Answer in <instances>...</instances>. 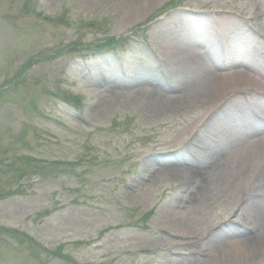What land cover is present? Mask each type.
Listing matches in <instances>:
<instances>
[{
  "label": "rangeland",
  "instance_id": "374dc122",
  "mask_svg": "<svg viewBox=\"0 0 264 264\" xmlns=\"http://www.w3.org/2000/svg\"><path fill=\"white\" fill-rule=\"evenodd\" d=\"M216 22L244 49L224 70L199 39ZM237 71L241 89L216 88ZM15 79L0 95V264H264V139L230 156L240 124L216 113L262 108L264 0H0V88ZM217 158L222 181L196 203L190 173ZM231 221L257 228L258 255L222 256Z\"/></svg>",
  "mask_w": 264,
  "mask_h": 264
},
{
  "label": "bare ground",
  "instance_id": "6f19581e",
  "mask_svg": "<svg viewBox=\"0 0 264 264\" xmlns=\"http://www.w3.org/2000/svg\"><path fill=\"white\" fill-rule=\"evenodd\" d=\"M203 40H206V38H203ZM209 43V42H207ZM212 58L215 59V56L218 58V54L214 55V54H210ZM222 53L219 54V56H221ZM217 67H219L221 64L217 63ZM203 73V72H201ZM204 74L206 75L207 73L204 72ZM214 80L216 83V88L218 87H227L229 85L235 86V88L233 89H241L242 85H245L247 82L250 81V79L245 76L242 73H239V71H237L235 74H232L230 76H222V75H218L216 77H214ZM156 81V80H155ZM160 84V87L159 85ZM152 87L154 88V93L160 98V108H162L163 106H167L168 104L166 102H164L162 100L161 97H163L162 95L159 94L160 90H158L159 92L155 91L157 90L156 88H160L161 90H164V92H166L165 90L170 89L169 87H167L165 89V84L162 83L161 81H157V82H152ZM220 91V89H218ZM217 91V92H219ZM153 93V95H154ZM223 93V92H222ZM221 96V95H220ZM158 101V100H157ZM262 153V152H260ZM259 156V155H258ZM248 157H246L244 160H247ZM219 168V169H218ZM216 169L223 170V164H221L220 160L217 158L215 159L214 163L207 166V168L205 169V171L203 173H199L197 172V170H192L190 175H192L194 177H200L201 178V182L200 185L196 188L197 192H196V197L197 201L196 203L199 202V200L202 198V193L205 190H208L209 188L211 189L213 184H219L221 183L222 179H216L215 177H213L215 175V171ZM213 172V174L211 176H208V173ZM207 175V177H205ZM195 206V204H194ZM190 211L194 212L196 209H193V207L189 208ZM238 238L235 239L236 241H234L233 243H231V245L228 246L227 251H223L222 256L224 258H233L236 257L238 260H241L243 258H245L246 256L249 257L248 255L253 254L252 250L254 253H256L258 255V251L256 250V248L253 246L257 245L255 240H251L249 236L246 235V232L243 231L242 233H238ZM264 239V236H263ZM262 242V241H261ZM264 243V240L263 242ZM261 243V244H262ZM260 245V244H259Z\"/></svg>",
  "mask_w": 264,
  "mask_h": 264
}]
</instances>
